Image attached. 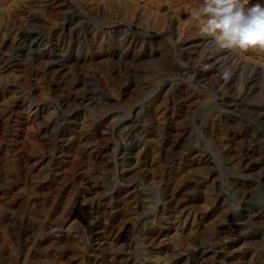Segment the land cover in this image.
Here are the masks:
<instances>
[{"label": "rangeland", "instance_id": "1", "mask_svg": "<svg viewBox=\"0 0 264 264\" xmlns=\"http://www.w3.org/2000/svg\"><path fill=\"white\" fill-rule=\"evenodd\" d=\"M201 3L0 0V264H264V49Z\"/></svg>", "mask_w": 264, "mask_h": 264}, {"label": "clouds", "instance_id": "2", "mask_svg": "<svg viewBox=\"0 0 264 264\" xmlns=\"http://www.w3.org/2000/svg\"><path fill=\"white\" fill-rule=\"evenodd\" d=\"M248 4L249 0H202L191 18L202 22L201 31L212 35L220 48L264 49V5Z\"/></svg>", "mask_w": 264, "mask_h": 264}, {"label": "bare ground", "instance_id": "3", "mask_svg": "<svg viewBox=\"0 0 264 264\" xmlns=\"http://www.w3.org/2000/svg\"><path fill=\"white\" fill-rule=\"evenodd\" d=\"M200 2V1H199ZM62 4V3H61ZM96 10V9H95ZM58 13V12H57ZM172 25V24H171ZM173 26V25H172ZM158 28H160V27H158ZM165 29V28H164ZM197 52V51H196ZM188 53V52H187ZM10 62V61H9ZM60 62V61H59ZM61 69V68H60ZM59 69V70H60ZM60 73V72H59ZM250 75V74H249ZM250 78V77H249ZM264 78V77H263ZM76 99V98H75ZM81 106V105H80ZM130 135V134H129ZM172 144V143H171ZM176 146V145H175ZM166 155V154H165ZM166 157V156H165ZM171 159V158H170ZM212 164V163H211ZM2 191V190H1ZM7 203V202H6ZM135 214V213H134ZM149 228V227H148ZM147 229V228H146ZM150 229V228H149ZM152 230V229H151ZM146 233V232H145ZM29 238V237H28ZM24 245V244H23ZM27 245V244H26ZM4 253V252H3ZM50 254H52V253H50ZM50 254H46V260L47 261H50L51 260V258H50ZM10 255V254H9ZM10 257H12V256H10ZM181 258V257H180ZM75 259V258H74ZM74 259H70V262H74L75 260ZM77 259H79V257L77 256ZM70 264V263H69Z\"/></svg>", "mask_w": 264, "mask_h": 264}]
</instances>
